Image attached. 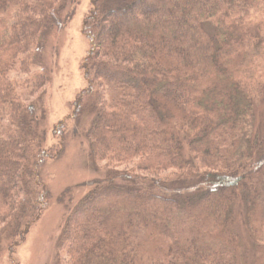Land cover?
<instances>
[{
  "label": "trees",
  "instance_id": "16d2710c",
  "mask_svg": "<svg viewBox=\"0 0 264 264\" xmlns=\"http://www.w3.org/2000/svg\"><path fill=\"white\" fill-rule=\"evenodd\" d=\"M76 8L0 0V258L49 204L41 169L66 137L62 120L46 150L44 53ZM82 34L70 118H92L103 177L68 209L53 264H243L240 209L264 264V0H91Z\"/></svg>",
  "mask_w": 264,
  "mask_h": 264
},
{
  "label": "rangeland",
  "instance_id": "374dc122",
  "mask_svg": "<svg viewBox=\"0 0 264 264\" xmlns=\"http://www.w3.org/2000/svg\"><path fill=\"white\" fill-rule=\"evenodd\" d=\"M90 9L91 0H77L75 17L54 36L44 53L50 76L45 87L46 117L42 123L45 148L55 151L61 148V138L55 130L65 120L64 151L57 158L47 160L41 169L42 179L51 193L48 206L13 254L4 249L0 264H53L57 258L56 242L68 209L87 194L86 183L103 177L101 168L89 160V144L85 139L92 118L84 117L80 123L70 118L76 96L86 86L81 62L88 43L82 34V25ZM255 114L254 130L260 132L259 129L264 128V106L260 105ZM237 215V231L244 249L243 264H253L251 244L241 222L244 211L240 209Z\"/></svg>",
  "mask_w": 264,
  "mask_h": 264
}]
</instances>
